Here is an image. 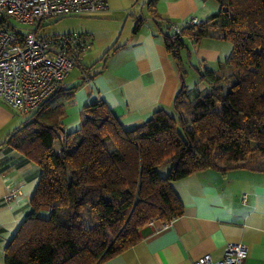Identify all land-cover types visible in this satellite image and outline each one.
I'll use <instances>...</instances> for the list:
<instances>
[{
    "label": "trees",
    "instance_id": "trees-1",
    "mask_svg": "<svg viewBox=\"0 0 264 264\" xmlns=\"http://www.w3.org/2000/svg\"><path fill=\"white\" fill-rule=\"evenodd\" d=\"M156 1L148 2L151 9ZM215 1L217 12L178 34L162 35L179 76L169 109L158 108L141 124L124 127L104 102L91 101L83 106L80 127L67 132L61 117L78 85L61 83L8 135L9 148L36 163L40 174L31 212L4 248L5 264H97L137 242L138 229L151 218L183 214L170 181L207 168L225 172L237 162L259 169L264 0ZM211 29L231 42L222 63L229 69L196 68L206 86L189 88L184 40L209 36ZM165 161L170 168L161 176L158 166ZM41 206L49 208L46 218Z\"/></svg>",
    "mask_w": 264,
    "mask_h": 264
},
{
    "label": "crops",
    "instance_id": "crops-1",
    "mask_svg": "<svg viewBox=\"0 0 264 264\" xmlns=\"http://www.w3.org/2000/svg\"><path fill=\"white\" fill-rule=\"evenodd\" d=\"M149 1L106 0L99 12L76 14L80 21L74 30L87 33L91 46L62 81L66 87L78 85L64 106L65 131L80 127L83 106L91 101L104 102L124 127L170 108L179 76L163 43L162 35L171 32L166 24L190 15L204 20L218 8L211 0H157L151 9ZM213 62L202 59L207 69ZM34 110L20 112L0 99V264H5V246L31 212L30 195L40 174L39 166L6 140ZM259 159V169L237 162L225 172L207 168L170 181L183 214L157 231L146 223L137 242L97 264H193L204 253L220 256L230 242L247 245L243 264H264V166ZM10 190L20 193L2 202ZM39 210L47 215L49 208Z\"/></svg>",
    "mask_w": 264,
    "mask_h": 264
},
{
    "label": "built area",
    "instance_id": "built-area-1",
    "mask_svg": "<svg viewBox=\"0 0 264 264\" xmlns=\"http://www.w3.org/2000/svg\"><path fill=\"white\" fill-rule=\"evenodd\" d=\"M106 7V0H0V99L11 108L29 112L43 103L79 66L90 48L87 33L68 31L39 34L43 21L80 13H95ZM188 16L184 21H170L172 32L180 33L187 25L199 23ZM28 25L30 28H22ZM19 190L8 191L2 202L15 199ZM246 196L242 197L245 202ZM169 220L151 218L152 231L167 226ZM248 247L243 242L227 243L218 257L204 253L193 264H243Z\"/></svg>",
    "mask_w": 264,
    "mask_h": 264
},
{
    "label": "rangeland",
    "instance_id": "rangeland-1",
    "mask_svg": "<svg viewBox=\"0 0 264 264\" xmlns=\"http://www.w3.org/2000/svg\"><path fill=\"white\" fill-rule=\"evenodd\" d=\"M215 0H211L210 3L216 6L219 9V5ZM80 18L75 15H66L60 18H52L42 22L41 27L39 28V34H57L72 31L74 29H78V22ZM22 28H30L28 25H22ZM77 31V30H75ZM214 29L210 30L209 36L200 37L198 40L185 39V49L183 50V64L186 70L185 80L189 88L197 87L203 88L205 87V83H203L198 74L196 73V68L199 71H202L205 67H203L202 59L205 58L206 61H214L211 68L218 69L220 64L221 72L228 71L227 66H222L223 61L228 57L231 52V42L229 40L217 38L214 35ZM188 52L189 57L185 54ZM207 53H206V52ZM224 65V64H223ZM169 114L175 116L172 112V109L169 110ZM55 150H58V143L55 144ZM262 166H264V156L259 159ZM219 165L222 163L217 162ZM170 168V162L165 161L158 166V173L161 176H165ZM40 216L46 218L48 215H43L39 210ZM141 228V227H140ZM139 228V229H140ZM138 229V231H139Z\"/></svg>",
    "mask_w": 264,
    "mask_h": 264
},
{
    "label": "water",
    "instance_id": "water-1",
    "mask_svg": "<svg viewBox=\"0 0 264 264\" xmlns=\"http://www.w3.org/2000/svg\"><path fill=\"white\" fill-rule=\"evenodd\" d=\"M61 129L63 130V127H61Z\"/></svg>",
    "mask_w": 264,
    "mask_h": 264
}]
</instances>
